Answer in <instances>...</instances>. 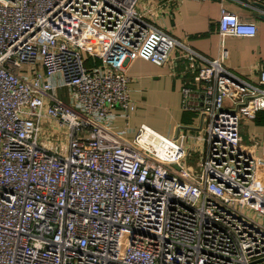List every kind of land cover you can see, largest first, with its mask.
Segmentation results:
<instances>
[{
    "label": "built area",
    "instance_id": "1",
    "mask_svg": "<svg viewBox=\"0 0 264 264\" xmlns=\"http://www.w3.org/2000/svg\"><path fill=\"white\" fill-rule=\"evenodd\" d=\"M145 1L0 0V264H264V168L239 134L264 109V67L237 75L223 40L257 23L221 6L206 58L168 33L162 0ZM176 46L200 79L195 100L181 88L199 132L120 136L117 115L136 107L127 63L162 64ZM44 119L66 139L41 140Z\"/></svg>",
    "mask_w": 264,
    "mask_h": 264
},
{
    "label": "crops",
    "instance_id": "2",
    "mask_svg": "<svg viewBox=\"0 0 264 264\" xmlns=\"http://www.w3.org/2000/svg\"><path fill=\"white\" fill-rule=\"evenodd\" d=\"M162 2L164 7H158L157 12L168 33L206 58L218 55L221 47L218 32L221 6L235 12L242 19L254 20L257 23L255 35H225L223 40L228 49L225 61L227 67L237 75L255 81L259 69L264 67V18L256 15L261 9L257 3H264V0ZM178 52L177 49L172 50L162 64L141 57H135L127 63L129 94L136 107L127 118L117 115L113 129L120 136L132 137L142 123L167 135L193 133L199 116L197 111L182 107L181 88L190 87L191 99L195 100L200 79L197 69L185 66L189 58L184 52ZM244 124L246 129L240 133L241 145L259 157L260 166L264 168V109L259 110L253 119L244 120Z\"/></svg>",
    "mask_w": 264,
    "mask_h": 264
},
{
    "label": "rangeland",
    "instance_id": "3",
    "mask_svg": "<svg viewBox=\"0 0 264 264\" xmlns=\"http://www.w3.org/2000/svg\"><path fill=\"white\" fill-rule=\"evenodd\" d=\"M175 49L179 51L178 53L185 52V49L181 46H176L175 48H173V50ZM98 55H100V50L96 52L95 58H93L92 56H89V58L86 59V65L94 64L95 59L99 61L100 58ZM185 66L188 67L189 69L191 68L189 65V61H186ZM58 94L64 99H67L65 89H59ZM245 124H244V119L240 118L239 134L244 133L246 129ZM197 132H199V129L194 128L193 133H197ZM39 137L41 138V140L47 142L48 144L60 142L61 140H65L66 137H64V126H61V125L59 126L57 121H54L52 119H44V121H42ZM127 139H129V137H127ZM202 155H203V149L198 146L189 147V149L187 150V155L185 159L186 165L197 176H199V172L201 170V164H198V163H200L203 160ZM260 190L264 191V186H262Z\"/></svg>",
    "mask_w": 264,
    "mask_h": 264
},
{
    "label": "water",
    "instance_id": "4",
    "mask_svg": "<svg viewBox=\"0 0 264 264\" xmlns=\"http://www.w3.org/2000/svg\"><path fill=\"white\" fill-rule=\"evenodd\" d=\"M260 6V10L256 13L258 17L264 18V3H257ZM264 260V258L262 259Z\"/></svg>",
    "mask_w": 264,
    "mask_h": 264
},
{
    "label": "bare ground",
    "instance_id": "5",
    "mask_svg": "<svg viewBox=\"0 0 264 264\" xmlns=\"http://www.w3.org/2000/svg\"><path fill=\"white\" fill-rule=\"evenodd\" d=\"M158 147V145H156ZM159 148V147H158Z\"/></svg>",
    "mask_w": 264,
    "mask_h": 264
}]
</instances>
